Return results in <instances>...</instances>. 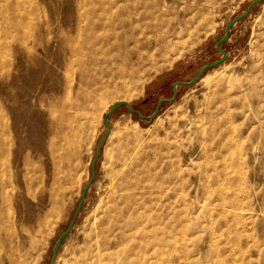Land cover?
<instances>
[{"label": "rangeland", "instance_id": "1", "mask_svg": "<svg viewBox=\"0 0 264 264\" xmlns=\"http://www.w3.org/2000/svg\"><path fill=\"white\" fill-rule=\"evenodd\" d=\"M154 1L130 69L108 36L121 0H0V264L51 263L109 109L149 118L256 0ZM222 48L153 122L113 113L55 264H264V3Z\"/></svg>", "mask_w": 264, "mask_h": 264}, {"label": "water", "instance_id": "2", "mask_svg": "<svg viewBox=\"0 0 264 264\" xmlns=\"http://www.w3.org/2000/svg\"><path fill=\"white\" fill-rule=\"evenodd\" d=\"M264 3V0H256L255 2H253L248 9L246 10V12L244 14H242L241 16L235 18L232 22H230L225 29V34L224 37L222 39H220L219 41L216 42L215 45V50L216 52L221 56V58L211 64H208L206 66H204L199 73L193 78V80H191L190 82H176L175 84H173L172 86V92L173 95L170 99H163L160 100L157 103V106L153 112V114L149 117L146 118L144 117L141 112L139 110L134 109L130 103L126 102V101H122V102H118L117 104L113 105L109 111L107 112L105 119H104V125H105V129H106V135L104 137V139L102 140V142L99 144L97 151H96V155L92 161L91 164V176L90 179L88 181V183L85 185L82 194H81V200L80 203L77 207L76 213L73 216V219L70 223V225L68 226V228L66 229V231L59 237V239L57 240L54 248H53V255H52V260L50 264H55L57 262L58 259V255L60 252V249L63 245V243L67 240V238L72 234L73 228L75 226L76 220L81 212V209L86 201L87 198V194L91 188V186L94 184L95 180H96V172H97V163L100 160L101 156H102V152H103V148L107 142V140L109 139L110 133H111V118L112 115L115 111H117L118 109L122 108V107H126L131 113L135 114L138 116L140 121L143 122H153L157 116L159 115V112L161 110V108L164 105H171L176 101L177 95H178V88L179 87H190L193 85H196L201 78L203 77V75L212 69H215L223 64H225L228 61V53L222 48L224 44H226L227 42H229L230 40V36H231V32L234 28V26L245 20L251 13V11L253 10V8L259 4Z\"/></svg>", "mask_w": 264, "mask_h": 264}, {"label": "bare ground", "instance_id": "3", "mask_svg": "<svg viewBox=\"0 0 264 264\" xmlns=\"http://www.w3.org/2000/svg\"><path fill=\"white\" fill-rule=\"evenodd\" d=\"M120 3H122V5L118 4L116 13L114 15H109V18L113 21L112 23L115 27L110 28L109 32L111 33L108 36L116 41L114 45L115 49L118 51L119 55L121 53L124 65L131 69L128 65L132 63V61H130L132 54L129 52L123 54V49H121L122 44L126 43L129 37L132 38L134 36V30H139L135 28L136 25L139 26L141 21L144 22L150 18L149 9L153 7L152 4H156L157 1L151 3V0H121ZM111 38H106L103 41L108 43L111 41ZM138 54L139 55H136L135 60L140 62L142 61L143 55L140 52ZM80 67L83 68V63H80ZM81 76L82 80L83 75L81 74Z\"/></svg>", "mask_w": 264, "mask_h": 264}, {"label": "crops", "instance_id": "4", "mask_svg": "<svg viewBox=\"0 0 264 264\" xmlns=\"http://www.w3.org/2000/svg\"><path fill=\"white\" fill-rule=\"evenodd\" d=\"M97 179V178H96Z\"/></svg>", "mask_w": 264, "mask_h": 264}]
</instances>
